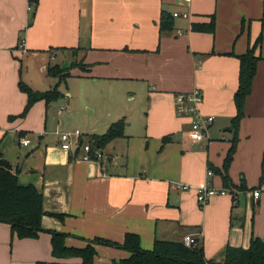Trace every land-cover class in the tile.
Wrapping results in <instances>:
<instances>
[{"label": "crops", "instance_id": "0c3cea01", "mask_svg": "<svg viewBox=\"0 0 264 264\" xmlns=\"http://www.w3.org/2000/svg\"><path fill=\"white\" fill-rule=\"evenodd\" d=\"M162 13L174 18L173 31H160ZM211 16L213 33L192 30ZM259 38L262 60L229 170L237 202L222 195L201 207L199 188L210 182L226 189L220 175L208 177V166L224 165L232 139L227 129L237 114V56ZM64 59L65 68L82 60L89 66L73 69L60 86L64 97L75 98L69 80H80L77 102L92 107L87 117L82 105L74 109L61 103L63 97L49 105L36 102L26 117L10 120L28 101L19 83L36 92L52 90L59 80L48 68ZM194 89L204 97L202 114L215 118L210 140L203 142L190 139L191 120L175 112L176 95ZM91 100L96 103L87 104ZM100 105L99 118L94 115ZM133 105L147 111L143 129ZM122 119L129 121L125 136L105 148L100 163L81 161L82 149L71 153L61 143L60 133L73 129L72 120L88 143ZM0 154L20 185L42 192L46 213L37 239L12 237L10 226L0 223V264H81L80 258L53 256L50 232L68 235L66 246L80 249L96 238L122 244L127 234H136L147 251L156 241L192 236L206 258L218 263L228 247L248 249L253 238L264 241V0H40L33 18L29 0H0ZM94 247L95 264L130 257L122 248Z\"/></svg>", "mask_w": 264, "mask_h": 264}, {"label": "trees", "instance_id": "16d2710c", "mask_svg": "<svg viewBox=\"0 0 264 264\" xmlns=\"http://www.w3.org/2000/svg\"><path fill=\"white\" fill-rule=\"evenodd\" d=\"M40 0H29L31 6V17L36 13ZM159 28L161 32L173 31L175 28L174 18L167 13H162ZM192 30L198 32L213 33L215 30V16L207 23H193ZM261 45L259 38L247 52L237 56L240 61L239 85L234 95L237 114L231 121L232 139L231 147L227 153L222 168H216L209 164V169L222 177L224 187L233 191V182L230 179L229 170L237 152L240 141L239 131L242 120L245 118L246 100L252 93L254 78L258 70V63L262 57L256 54ZM60 50V49H58ZM65 50V49H62ZM89 66L84 61L73 62L68 68L54 65L48 68V74L58 79L57 85L46 92H36L23 82L19 83L20 90L28 97L24 111L17 116H11L10 120L24 118L30 112L36 102L45 101L47 105L58 102L64 97L60 91L61 84L67 82L71 77L70 70L81 68L87 70ZM124 119L113 123L106 133L92 135L90 144L92 148L102 152L114 140L125 136ZM22 135H24L22 133ZM170 136L163 138L164 144L170 142ZM264 185V156L261 166V177L259 186ZM242 190H246L245 182H242ZM237 202V196L232 197ZM235 198V199H234ZM46 215L44 211V197L42 192L34 185L22 186L18 182V175L13 173L11 164L0 154V223L7 224L11 228L12 237L19 239H37L42 233V220ZM63 218L61 216H56ZM52 234L53 256L57 259L80 258L81 264H95L97 251L94 245L122 248L130 253V257L109 264H264V241L253 238L248 249L228 247L223 263L210 261L206 258L203 244L196 240L191 247L184 242L156 241L152 250H144L141 238L136 234H127L122 244L110 240L96 238L85 248H74L66 246L68 235L58 232ZM93 244V245H92ZM37 264H60L49 262H38Z\"/></svg>", "mask_w": 264, "mask_h": 264}, {"label": "built area", "instance_id": "2783aa9c", "mask_svg": "<svg viewBox=\"0 0 264 264\" xmlns=\"http://www.w3.org/2000/svg\"><path fill=\"white\" fill-rule=\"evenodd\" d=\"M178 16V14H175ZM186 17V15H185ZM204 97L199 89H194L189 92H180L175 98V112L179 117L189 118L191 120L189 137L194 142H203L205 140H210V128L214 124L215 118L213 116L203 115L201 112V106ZM83 134L76 130L74 132H64L60 133L61 143L64 147L74 153L77 149L83 150V156L81 161L83 162H96L100 163L104 159V153L99 149L92 148L90 142L84 143L82 141ZM21 142L23 145L28 146L30 141L22 138ZM208 177L213 176V171L208 170ZM177 188L183 191H189L191 189L188 185H176ZM238 192L235 190L230 191L227 189H217L210 182L205 186L201 187L197 191L198 204L201 207L206 206L209 201L215 196L231 195L232 197L237 196ZM257 199L260 196V192L254 193ZM235 199V198H234ZM196 243V239L192 236H187L184 239V244L187 247H191Z\"/></svg>", "mask_w": 264, "mask_h": 264}, {"label": "rangeland", "instance_id": "374dc122", "mask_svg": "<svg viewBox=\"0 0 264 264\" xmlns=\"http://www.w3.org/2000/svg\"><path fill=\"white\" fill-rule=\"evenodd\" d=\"M63 61V60H62ZM65 59H64V62H62V66L65 64ZM73 71V69L70 71V74L71 73H73L72 72ZM75 78V77H74ZM71 79V80H69V85H68V91H74V92H76L77 91V95L79 94V92H80V80H77V79ZM71 84V85H70ZM62 89H63V92L64 93H66V87L64 86V85H62ZM79 89V90H78ZM67 91V92H68ZM77 95L75 96V98H68V97H64V99H62V100H60L61 101V103H65V104H67V102L69 103V105L70 106H73V108L75 109L77 106H79V105H82L81 107L83 108L82 109V111H81V115L82 116H84L85 118L87 117L86 116V114H88V109H92V107H90L89 105H87L86 107H84L85 105H84V102H83V99L80 101V102H77V99H78V97H77ZM87 100H88V98H86ZM85 99V100H86ZM91 101H93V102H87V104H91V105H94V102L96 103V101L95 100H91ZM60 103V102H59ZM98 103V102H97ZM99 104V103H98ZM137 105V104H136ZM63 107L65 108V106L63 105ZM131 109H133V116H134V119H137V118H139V121H140V127H141V129H143L146 125H147V121H146V113H147V111L146 110H144V111H140L135 105H133V106H131ZM104 112V106L102 105H100V111L97 113V114H95L94 116H99V118L101 117V114ZM86 113V114H85ZM76 117V116H75ZM129 120V119H128ZM126 125L128 126L129 125V121L127 122L126 121ZM72 126H73V129L72 130H70V132H74V128H78L77 130H79L80 132L82 131V133H83V131H84V129L82 128V126L81 125H78V124H76L75 122H74V120H72ZM60 131V130H59ZM67 132V131H66ZM69 132V131H68ZM106 154H108V152L106 151ZM215 262H218V261H216L215 260ZM220 262H224V260L223 261H220Z\"/></svg>", "mask_w": 264, "mask_h": 264}, {"label": "water", "instance_id": "95a60500", "mask_svg": "<svg viewBox=\"0 0 264 264\" xmlns=\"http://www.w3.org/2000/svg\"><path fill=\"white\" fill-rule=\"evenodd\" d=\"M67 66H68V63H65V65H63V68H65V67H67ZM227 130H228V131H231V130H232V128H231V127H229Z\"/></svg>", "mask_w": 264, "mask_h": 264}]
</instances>
